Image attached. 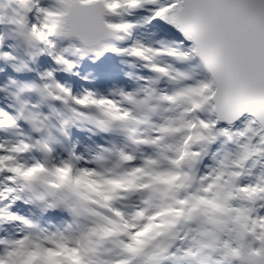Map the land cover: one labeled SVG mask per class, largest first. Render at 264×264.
I'll return each mask as SVG.
<instances>
[{
	"label": "snow or ice",
	"instance_id": "obj_1",
	"mask_svg": "<svg viewBox=\"0 0 264 264\" xmlns=\"http://www.w3.org/2000/svg\"><path fill=\"white\" fill-rule=\"evenodd\" d=\"M0 264H264V0H0Z\"/></svg>",
	"mask_w": 264,
	"mask_h": 264
},
{
	"label": "rangeland",
	"instance_id": "obj_2",
	"mask_svg": "<svg viewBox=\"0 0 264 264\" xmlns=\"http://www.w3.org/2000/svg\"><path fill=\"white\" fill-rule=\"evenodd\" d=\"M140 31H141L142 34H146V33H148V32L153 31V29H151V28H150V29H149V28H146V29H141ZM133 71H134V70H133Z\"/></svg>",
	"mask_w": 264,
	"mask_h": 264
}]
</instances>
